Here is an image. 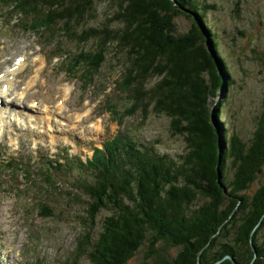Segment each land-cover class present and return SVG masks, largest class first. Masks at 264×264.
I'll list each match as a JSON object with an SVG mask.
<instances>
[{
  "label": "trees",
  "instance_id": "obj_1",
  "mask_svg": "<svg viewBox=\"0 0 264 264\" xmlns=\"http://www.w3.org/2000/svg\"><path fill=\"white\" fill-rule=\"evenodd\" d=\"M97 1L116 5L110 20L119 22V28L83 27L96 12ZM1 3L32 17L22 20L27 29L57 30L81 43L95 40L94 50L87 47V53H79L84 66L89 64L86 55L93 62L96 55L107 56L108 45L116 44L125 55L124 87L133 107L144 108L145 101L154 104L156 112L170 117L174 132L185 138L186 150L178 159L142 141L119 143L98 155L94 182L83 183L90 196L92 225L78 245L91 264H129L144 246L141 264H264V238L257 236L264 227V198L247 199V190L264 168V112L257 132L245 140L220 119L227 99L212 108L221 85L228 94L235 83L230 54L209 16L215 4L200 0ZM180 14L193 25L183 34L176 33L174 25ZM102 209L112 214L92 236L93 221ZM172 247L181 250L174 255Z\"/></svg>",
  "mask_w": 264,
  "mask_h": 264
},
{
  "label": "rangeland",
  "instance_id": "obj_2",
  "mask_svg": "<svg viewBox=\"0 0 264 264\" xmlns=\"http://www.w3.org/2000/svg\"><path fill=\"white\" fill-rule=\"evenodd\" d=\"M200 1L215 4V8H210L209 16L218 28L225 52L230 54L229 60L233 65L231 77L235 79L234 85L227 91L228 94H225L221 85L213 98L212 108H215L218 102L227 99L226 113L220 118L221 121L230 131H237L241 138L248 140L257 132L259 119L264 112V0ZM94 6L96 12L93 17L85 20L84 24L88 25L83 24L84 28L121 26L119 22L110 20L114 19L113 13L117 8L113 2L97 1ZM16 21L19 22L0 19V70L9 59H13L17 54L26 53L28 64L20 71L18 78L24 85L40 64L39 54L42 48L46 54L58 50L60 56L70 51L73 60L76 58L80 60L79 53L83 56V53H87L94 46L96 48L97 45L95 40L82 42L83 44L76 40L78 45L73 41L68 43L70 40L63 35L59 37L60 41L63 39L60 42L58 36L54 34L45 35L47 30L42 28H40L42 35L39 36L35 34V30L25 31ZM174 25L176 33L181 34L193 27L192 20L184 14L176 16ZM117 48L114 43L108 45L107 56L94 55V63L91 57L86 55L89 64L85 65L89 71L93 70V74L85 78L91 82L87 90L93 91L95 98L89 105L90 113L89 111L86 113V120L83 119L84 125L77 129L80 134H74L75 131L69 132V129L68 134L60 131L57 145H53L48 139L40 143L43 134L38 137L36 131L32 134L31 130L23 133L15 127L8 129L10 133L2 137L0 264H23L36 260H41L44 264H91L87 253L80 251L78 245L86 230L92 225L88 213L90 196L85 192L83 183L94 182L93 170L99 162L83 161L93 155L95 147H102L105 140L108 139L106 142L108 150L119 143L142 141L160 154L175 159L186 150L185 138L174 132L169 116L156 112L154 104L148 105L147 101L144 108L133 107L134 102L127 97L129 91L124 87L127 78L126 71L123 72L125 55ZM65 66L63 61L54 62L53 67L48 65L45 72L51 74L53 78L51 84L55 79H64L65 72L62 71L65 70H61V67L65 69ZM81 67L83 68L82 65ZM221 68L219 65L223 78H226ZM79 75L80 73H76V78H69L68 84L71 88L65 86L72 90L68 96L69 106L66 109L74 106L76 112L84 115L82 109L88 110L86 105L88 103L85 104L84 99L81 102L78 100L83 86ZM49 89L50 94L47 88L42 89L44 101L58 104L57 99L61 98L58 94L61 93L62 87L55 85L54 89ZM117 94H120L119 97ZM26 96H30V93ZM106 101L114 103L113 114L106 110ZM97 103H100L101 108L97 109ZM213 120L217 128L216 120ZM70 123L74 125L75 122ZM68 137L70 140L78 141V145L72 151L63 148V146L68 148L70 144ZM12 138L15 139L13 143L10 142ZM110 138H113L112 142ZM35 143L40 146L38 150L32 146ZM8 161L10 163H7ZM56 163H59L57 167ZM247 194L250 202L253 199L264 198V168L251 183ZM110 214L112 211L109 209H102L98 213L93 221L95 230L92 236L101 230L105 218ZM257 236L264 238V227L257 232ZM146 250V246L141 248L129 264H141L146 256ZM180 250V247H172L171 251L176 255Z\"/></svg>",
  "mask_w": 264,
  "mask_h": 264
},
{
  "label": "bare ground",
  "instance_id": "obj_3",
  "mask_svg": "<svg viewBox=\"0 0 264 264\" xmlns=\"http://www.w3.org/2000/svg\"><path fill=\"white\" fill-rule=\"evenodd\" d=\"M27 64V60H25L24 61V63H23V66H22V68H24L25 67V65ZM21 68V69H22ZM20 69V70H21ZM18 72V71H17ZM37 76H39V73H38V75H36V77ZM34 83V79L32 78V81H31V83H29V85H28V88H32V84ZM64 88V96H67L68 95V93L70 92V88L68 87V88H65V87H63ZM29 95V91L28 90H24V92H23V94L22 95H20L21 97H25L26 95ZM27 97V96H26ZM59 100L57 101V105L56 104H53L52 102H50V101H47L46 103H45V112L46 111H48V113H50V112H56L57 110V108H55L54 106H56V107H58L59 109L58 110H61L63 113H66V111H65V106H64V104H65V102L63 101L62 102V104H59ZM51 103V104H50ZM53 105V106H52ZM14 106H15V104H14ZM11 108H13V109H11V112H15L16 111V108L15 107H11ZM32 109V108H31ZM42 111V110H41ZM0 112H2V110H0ZM18 111H16L15 113H17ZM26 112V111H25ZM58 113V112H57ZM57 113H55L54 115H53V118L55 119V121L53 120V121H51L50 122V119H47L49 116L48 115H43V114H39V112L38 111H29L28 113H26V116H29L31 119H38L34 124H33V126H34V128H36V134L38 135V137L41 135V134H43L42 135V138L40 139V143H42V140L44 141V142H46V139H48V141H50L51 143H53V145H57L58 144V138H59V133H60V131L61 132H64V133H66V134H68V129H69V132L70 131H72V132H74V134H76L77 132V134H80L81 132H79L78 130H76L75 129V126L76 125H74V126H72L71 125V123L70 122H74V119H76L77 121H79V123H81V121H83V119L84 118H81V117H83V114H80L79 112H76V111H74L73 112V114H66L67 115V117L69 118V120L67 119V120H62V122H61V120L58 118V114ZM1 114V113H0ZM23 114H25L24 113V111L22 112V115ZM24 118V117H23ZM56 120H57V122H56ZM23 122H25V118L22 120ZM27 121V120H26ZM35 121V120H34ZM69 121V122H68ZM39 123H43V126L41 125V127H42V129L40 130V131H38L39 130V128L40 127H38V124ZM2 125H6V124H2V123H0V126H2ZM59 127H61V129L59 128ZM62 127H64V128H62ZM8 128H11V127H8V124L5 126V130H4V133L5 134H8V133H10L9 131H7L8 130ZM29 130H31V129H29ZM0 131H1V129H0ZM46 134H48V135H46ZM76 134V135H77ZM13 139V138H12ZM68 141H70L69 143V146H68V148L67 149H71V151H72V149L73 148H76V146L78 145V141H73V140H70V137H68ZM14 141H11V143H13ZM41 145V144H40ZM97 148H100V147H97ZM93 155H99V153L97 152V150H95L94 151V153H93Z\"/></svg>",
  "mask_w": 264,
  "mask_h": 264
}]
</instances>
